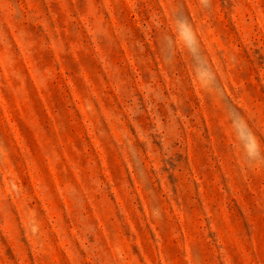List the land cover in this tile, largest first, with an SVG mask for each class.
Returning a JSON list of instances; mask_svg holds the SVG:
<instances>
[{"label": "rangeland", "instance_id": "rangeland-1", "mask_svg": "<svg viewBox=\"0 0 264 264\" xmlns=\"http://www.w3.org/2000/svg\"><path fill=\"white\" fill-rule=\"evenodd\" d=\"M0 264H264V0H0Z\"/></svg>", "mask_w": 264, "mask_h": 264}]
</instances>
